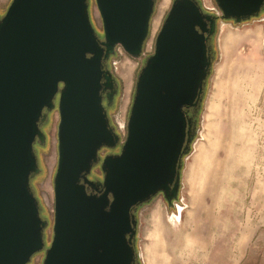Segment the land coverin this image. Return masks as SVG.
<instances>
[{
    "label": "water",
    "instance_id": "1",
    "mask_svg": "<svg viewBox=\"0 0 264 264\" xmlns=\"http://www.w3.org/2000/svg\"><path fill=\"white\" fill-rule=\"evenodd\" d=\"M11 0L0 18V264H28L44 248L30 179L39 173L33 145L57 109L53 221L41 264H136L134 209L158 193L174 206L182 157L196 132V112L210 73L209 41L218 15L197 0H172L154 50L140 68L121 142L103 105L111 87L106 62L121 47L138 58L155 0ZM224 20L257 16L264 0H215ZM107 105L113 93L106 94ZM195 112V114H196ZM90 180L99 150L114 148Z\"/></svg>",
    "mask_w": 264,
    "mask_h": 264
},
{
    "label": "rangeland",
    "instance_id": "2",
    "mask_svg": "<svg viewBox=\"0 0 264 264\" xmlns=\"http://www.w3.org/2000/svg\"><path fill=\"white\" fill-rule=\"evenodd\" d=\"M10 1L0 0V18ZM198 2L206 13L218 17L210 39L212 65L195 115L196 132L181 161L174 206L168 207L158 193L134 209L135 262L264 264V5L257 16L237 23L220 18L215 0ZM87 3L90 22L102 38L96 4L94 0ZM171 3L155 0L140 57L132 58L117 47L106 62L118 83L107 113L121 142L138 72L153 53L156 34ZM58 119L57 109L48 113L40 126L45 143L33 145L39 173L30 179V187L39 202L40 217L48 226L43 232L44 248L32 264H41L52 235ZM120 148L121 143L100 149V160L88 179L102 180L103 157L118 153Z\"/></svg>",
    "mask_w": 264,
    "mask_h": 264
},
{
    "label": "flooded vegetation",
    "instance_id": "3",
    "mask_svg": "<svg viewBox=\"0 0 264 264\" xmlns=\"http://www.w3.org/2000/svg\"><path fill=\"white\" fill-rule=\"evenodd\" d=\"M108 68V67H107ZM111 74H112V78H113V81L112 82H110L111 83V87L110 88H106L105 90H104V92H103V105H104V107H105V109H106V112H107V107H109V105H107V100H106V94H108V93H113V98H114V96L116 95V93H117V91H118V83H117V79H116V77L114 76V74L111 72ZM186 111V114L189 116V117H191L193 120H195V112H196V110H195V108H189V109H186L185 110ZM107 115H108V113H107ZM109 118V117H108ZM37 254H35L34 256H32V258H31V261H30V263H28V264H32V261H33V259H34V257L36 256Z\"/></svg>",
    "mask_w": 264,
    "mask_h": 264
},
{
    "label": "crops",
    "instance_id": "4",
    "mask_svg": "<svg viewBox=\"0 0 264 264\" xmlns=\"http://www.w3.org/2000/svg\"><path fill=\"white\" fill-rule=\"evenodd\" d=\"M178 210H179V213L176 214L177 220H179V217H180V215H181V212H180L181 209L178 208ZM177 215H178V216H177Z\"/></svg>",
    "mask_w": 264,
    "mask_h": 264
},
{
    "label": "trees",
    "instance_id": "5",
    "mask_svg": "<svg viewBox=\"0 0 264 264\" xmlns=\"http://www.w3.org/2000/svg\"><path fill=\"white\" fill-rule=\"evenodd\" d=\"M197 2H198V0H197ZM199 3V2H198ZM209 46H210V41H209ZM210 52H211V55H212V50H211V47H210ZM183 158V157H182Z\"/></svg>",
    "mask_w": 264,
    "mask_h": 264
}]
</instances>
